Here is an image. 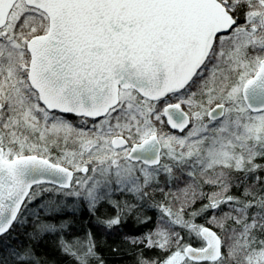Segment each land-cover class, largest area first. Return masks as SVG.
Returning <instances> with one entry per match:
<instances>
[{"label": "snow or ice", "instance_id": "6c2138e0", "mask_svg": "<svg viewBox=\"0 0 264 264\" xmlns=\"http://www.w3.org/2000/svg\"><path fill=\"white\" fill-rule=\"evenodd\" d=\"M85 208L134 264H264V0H0V264H106Z\"/></svg>", "mask_w": 264, "mask_h": 264}, {"label": "trees", "instance_id": "16d2710c", "mask_svg": "<svg viewBox=\"0 0 264 264\" xmlns=\"http://www.w3.org/2000/svg\"><path fill=\"white\" fill-rule=\"evenodd\" d=\"M115 199H120V194H114ZM102 213L107 215L114 214V210L104 205L102 208ZM148 215H153V212L149 210ZM45 220H48L52 223H60L62 220H68L69 216L66 214L63 217L60 216H44L42 217ZM72 222V227L70 230L69 238L76 237V236H83V233L86 228L91 227L92 231L95 233L97 240L100 241V246L98 247L97 251L99 252L100 256L104 259L106 264H134V257L129 253H124L123 249L126 247L125 245L121 244V254L115 255L112 252V245L116 243H120V235L123 233L129 234H137L143 230V226L138 227L131 219L126 224L121 225V232L117 233L115 236L107 235L105 236L98 228L94 227L91 224V217L89 216L87 209H82L77 216L70 217ZM25 231H30V229H26ZM20 240L24 244H28V238L21 234ZM56 237L47 236L45 237L44 241L37 247L36 252L37 256L46 258L49 261L54 262V264H73L71 259L67 256H61L56 249Z\"/></svg>", "mask_w": 264, "mask_h": 264}, {"label": "flooded vegetation", "instance_id": "af4514ba", "mask_svg": "<svg viewBox=\"0 0 264 264\" xmlns=\"http://www.w3.org/2000/svg\"><path fill=\"white\" fill-rule=\"evenodd\" d=\"M173 131H175V130H173Z\"/></svg>", "mask_w": 264, "mask_h": 264}]
</instances>
